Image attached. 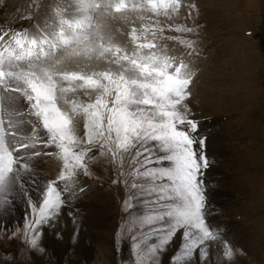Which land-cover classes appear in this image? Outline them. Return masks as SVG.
<instances>
[{"label":"snow or ice","instance_id":"1","mask_svg":"<svg viewBox=\"0 0 264 264\" xmlns=\"http://www.w3.org/2000/svg\"><path fill=\"white\" fill-rule=\"evenodd\" d=\"M198 17L194 0H29L0 24V215L22 205L2 235L26 256L45 253L43 231L64 215L75 241L73 202L98 160L123 193L114 239L127 264H162L177 239L170 264L245 255L212 222L207 136L187 103Z\"/></svg>","mask_w":264,"mask_h":264},{"label":"rangeland","instance_id":"2","mask_svg":"<svg viewBox=\"0 0 264 264\" xmlns=\"http://www.w3.org/2000/svg\"><path fill=\"white\" fill-rule=\"evenodd\" d=\"M28 3L4 0L7 12L0 8V24ZM194 3L202 45L187 103L194 119L206 118L200 131L207 136L210 167L204 180L211 219L245 253L236 257L235 264H264V0ZM41 167L54 177L55 162L49 159ZM91 167L94 177H82L89 185L87 193L73 202L79 209L75 241L72 221L64 215L56 228L45 227V253L26 256L18 239L2 235L6 226L21 219L22 205H17L14 214L0 215V264H127L129 246L120 245L118 253L114 239L120 222L117 196L123 193L110 187L112 171L103 160ZM179 242L174 241L162 264H170Z\"/></svg>","mask_w":264,"mask_h":264},{"label":"bare ground","instance_id":"3","mask_svg":"<svg viewBox=\"0 0 264 264\" xmlns=\"http://www.w3.org/2000/svg\"><path fill=\"white\" fill-rule=\"evenodd\" d=\"M2 11H3V10H2ZM10 12H11V11H10ZM198 64H199V63H198ZM194 67H196V68H197V67H198V65H197V64H194ZM198 77H200V76H198ZM42 167H43V166H42ZM47 169H48V168H47ZM44 170L46 171V169H44ZM68 219H69V217H68ZM69 220H70V219H69ZM61 221H62V219H61ZM68 222H69V221H68ZM71 225H72V224H71ZM71 225H70V226H71Z\"/></svg>","mask_w":264,"mask_h":264}]
</instances>
